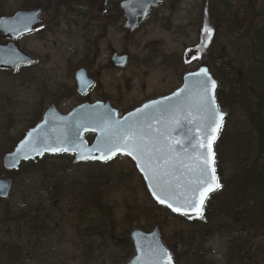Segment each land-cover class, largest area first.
<instances>
[{
  "label": "rangeland",
  "instance_id": "obj_1",
  "mask_svg": "<svg viewBox=\"0 0 264 264\" xmlns=\"http://www.w3.org/2000/svg\"><path fill=\"white\" fill-rule=\"evenodd\" d=\"M43 1L0 0V16L32 6L47 8L40 16V27L15 42L20 51L36 59L33 66L16 72L0 69V179L9 177L2 173L5 171L3 154L51 104L66 114L82 102L107 100L124 115L178 89L182 77L197 70L202 61L213 59L212 53L215 57L225 54L234 60L237 58L235 68L249 69L253 58L239 49L246 47L250 38L248 32H243L262 24L264 28V0H164L133 34L120 26L116 4L121 0L82 1L89 5L87 8L72 0H46V4ZM105 4L112 6V15L105 14L109 11ZM228 8L242 11L244 19L236 23L228 14L223 15ZM217 16L222 17L217 21ZM205 27L211 29L210 36L205 33ZM235 33L243 35L235 37ZM0 42H6L1 34ZM112 52L127 54V66L109 70L106 66ZM95 57L98 58L94 62ZM78 68H85L96 79L95 87L83 98L76 94L73 74ZM234 109H222L229 115L227 134L237 130L242 121L247 126L239 109ZM86 141L91 143V137ZM61 156L43 160L39 164L41 172L10 177L12 191L5 201L0 200V249L12 250L11 258L5 263L126 264V252L118 253L110 240L109 219L98 220L89 208L78 212L68 199L55 201L50 206L45 204L44 210L49 214L47 232L40 233L39 240L30 234L29 227L37 232L41 228V223L35 227L32 222L37 214L38 190L48 186V180L53 181L57 172L69 168L65 156ZM230 167L226 164L222 169L230 171ZM133 168V162L122 156L106 166L109 179L103 185V195L105 204L112 208L114 233L129 239L133 230L152 232L158 224L161 237L175 244V232L185 227L176 217L154 205ZM18 217L15 223L6 220ZM190 242L189 250L198 251L200 244L196 240ZM225 242L224 239L216 248L213 246L212 253L206 251L201 262L226 264V259L217 256L227 248ZM253 243L264 246L259 238H254ZM177 244L173 258L178 256L179 264H187L182 258L186 246Z\"/></svg>",
  "mask_w": 264,
  "mask_h": 264
},
{
  "label": "trees",
  "instance_id": "obj_2",
  "mask_svg": "<svg viewBox=\"0 0 264 264\" xmlns=\"http://www.w3.org/2000/svg\"><path fill=\"white\" fill-rule=\"evenodd\" d=\"M220 17L217 16L215 20L218 21ZM244 17L242 12L235 13L234 21L236 23L240 22L241 18L244 19ZM251 30H253V33ZM245 32H248L250 37L246 42L248 45L239 49H242V53L245 54L246 52L252 56L253 60L252 64L249 65V69L244 71L242 69V72L240 68H235L234 63L237 58L234 60L233 57L225 54L215 57L212 53L211 57L213 56V59L208 58L202 61L211 70L212 75L218 82L216 100L220 107L222 109L232 107L235 108L234 111L239 109L238 112L245 117L247 123L246 126L243 121L240 122L237 130L227 134V126L229 125V115H227L223 123L224 126L216 139L214 144L215 169L216 175L221 181L218 193L208 199L201 218L197 219H185L182 216L172 215L166 208L157 206L161 210L164 209L172 217H176L181 221L182 227H185V230L175 232L174 236L177 240L173 245L170 244L168 239L161 238L173 255L177 252L176 245H179L177 243L185 245L186 253L183 254L182 258L184 261L187 260L189 264H203L201 261H203L204 253L214 251L213 248H216L217 243L224 239L227 241L225 243L228 246L217 256L226 259V264L264 263V246L254 245L255 243H253L254 238H259L264 242L263 24L258 25L256 28L253 26V29L248 27L243 33ZM239 35L242 37L243 34ZM236 52L235 49L234 54ZM241 63L245 64L246 61ZM38 120L28 128L36 125ZM13 147L6 152L11 151ZM63 156H65L64 159L67 160L69 168L60 170L55 177L51 176L53 181L50 178L48 180V182L50 181L49 185L41 187L36 194L39 203L36 205L37 214H35L32 221L35 223L34 226H41L40 230L45 231L44 218H49L47 211L44 210L45 204L50 206L55 201L68 199L78 212H86L89 208L97 214L98 220L105 221V218L109 219L110 240L118 252H126L125 259L128 260L133 253L131 242L129 239L114 233L115 220L113 219L112 208L104 202L106 197L103 195V185L109 179L106 166L110 165L112 161L105 164L86 162L74 165L72 157L65 154ZM48 157L55 159L62 156L60 154L59 156ZM48 157L23 164L15 173L7 171L2 173L13 177L15 174L26 176V174L41 172L42 169L39 168V164ZM226 164L231 166L230 171L222 169ZM85 168L90 169L85 170ZM133 172H136L135 168H133ZM141 184L145 188L142 181ZM253 209L255 210L253 213L257 218H254L251 222V219H248L244 213L250 215L247 211ZM30 215L26 218L27 225L31 221ZM18 219L19 217L13 220L7 218L6 220L15 223ZM156 225L158 228L160 227L158 224ZM29 231L30 234L35 235L36 240L41 235L35 228L29 227ZM190 240H196L200 244L198 251L189 250L191 249L189 245L192 246ZM11 255V248L0 249V264H7L5 262L9 261ZM174 259L175 263L179 264V261H177L178 256Z\"/></svg>",
  "mask_w": 264,
  "mask_h": 264
},
{
  "label": "water",
  "instance_id": "obj_3",
  "mask_svg": "<svg viewBox=\"0 0 264 264\" xmlns=\"http://www.w3.org/2000/svg\"><path fill=\"white\" fill-rule=\"evenodd\" d=\"M162 0H126L120 3V10L123 13L125 18V22L123 24V28L126 30L133 32L137 28V26L144 22L147 18V14L151 8L156 7L161 3ZM40 9L31 8L29 11H20L15 13L12 16H2L0 17V33L4 37L9 38V42L6 44H0V68H6L12 71H16L18 68L22 66L33 65L35 59L29 57L19 50L15 40L20 38L23 35H27L32 32L34 28H36L41 20L39 19ZM29 18H31V22H29ZM116 67L123 68L127 64V57H119L114 55L112 57V61ZM201 69H207L206 66H202L197 71L191 73H197ZM208 75L213 80V77L207 69ZM190 73V74H191ZM190 74H186L182 78V85L177 90L173 91L168 96L158 98V100L148 101L146 104L153 103L155 101H164L168 103L167 98L173 97L174 93L180 91L184 88H189L191 90V99L193 103L196 99V93L198 88V80L201 78L190 77ZM75 82L77 86V94L82 96L86 94L91 87H93L92 80L87 78V74L83 69H79L75 74ZM216 83V80H213ZM211 85L209 84V88ZM216 88L210 92V95L216 96ZM188 95L186 93H182V97ZM176 103L175 100L172 101ZM215 104L218 107L219 111L223 114L225 119L226 114L219 108L218 103L215 99ZM145 104L141 105V107L136 108V110L126 113L124 116L119 117L118 111L112 109L108 103H91V104H81L75 109L71 110L68 114L62 115L58 109L55 108L54 105H51L46 109L41 122L36 124L34 128H31L25 132L24 137L16 143L14 149L5 154L2 160L3 168L7 171H17L20 168V165L35 161L37 159H42L44 156L52 155L56 156L59 153H65L67 155H73V163L81 164L82 162H97L104 164L107 161H110L116 156L123 155L128 157L132 162H134L137 173H140L144 184L146 185V189L148 194L151 196L152 200L161 207H166L165 205L159 204L156 199L153 197L152 192L150 190L149 184L150 181L145 179L144 173L137 166V162L132 159L131 156L124 155L120 152L113 155L110 159L102 160L99 157L102 155L100 151H97V146L101 145L103 139V133L101 132V128L104 127L105 118L111 114L114 120L124 121L125 117L130 118V123L134 120H139L140 123L144 125L146 129L153 132V135L156 134L155 130L162 129V124L157 119L148 120L144 117H138L135 114L138 109H142ZM147 111V110H145ZM182 118L178 124L169 125L170 129V143L171 147L174 149L172 153L173 156L179 159H187V156L191 153L192 148L191 144L195 143V140L191 139L194 136L199 135V130L197 129V124L199 123V119L196 115L195 108L192 109V115L188 116L187 112L181 114ZM186 117V118H184ZM223 119V121H224ZM223 123V122H222ZM151 125V128H148V125ZM223 125V124H222ZM222 127V126H221ZM221 130V128H220ZM219 130V131H220ZM219 133V132H218ZM217 133V135H218ZM94 135L93 142L89 145L85 142V135ZM218 137V136H217ZM216 137V138H217ZM147 139V138H146ZM36 141L37 143L44 141L46 143H56L59 144L61 141L63 142V146L72 148L73 143L79 145V150L83 152L84 155H91L95 157L94 159L81 160L78 158L77 151H69V152H57L52 153L50 151L43 152L42 155H36L35 152L31 150V143ZM216 141V140H215ZM178 142V143H177ZM215 143V142H214ZM214 143L212 145V150L214 152ZM91 150V152H89ZM28 153V158L25 159L23 157V153ZM179 159L177 163H179ZM10 163H14L15 166H9ZM219 182V181H218ZM12 187V180L9 178H4L0 180V199L5 200L10 194V189ZM218 188L214 191L208 193V197L212 194L216 193ZM207 197V198H208ZM207 199L205 200V202ZM204 202V205H205ZM203 205V207H204ZM167 208V207H166ZM171 213L180 215L178 213H174L171 209L167 208ZM183 217H193L197 218L195 214L191 216ZM200 217V216H199ZM130 241L133 242V251L135 255L129 260L126 264H152V262L156 259V251L159 247H163L168 254L171 256L170 251L166 247L163 246L162 240H160V233L158 229H154L151 233H145L143 231L134 230L130 234ZM171 262L174 264L171 256Z\"/></svg>",
  "mask_w": 264,
  "mask_h": 264
},
{
  "label": "snow or ice",
  "instance_id": "obj_4",
  "mask_svg": "<svg viewBox=\"0 0 264 264\" xmlns=\"http://www.w3.org/2000/svg\"><path fill=\"white\" fill-rule=\"evenodd\" d=\"M204 31L208 36L211 35V29L208 27H205ZM190 77L201 78L198 80L194 103L191 99V90L184 88L174 93L173 97L167 98L168 103L155 101L137 110L136 116L148 120L157 119L161 122L163 127L155 130V135L139 120L130 123V118L125 117L124 121H119L114 120L109 114L105 118L104 127L101 128L103 133L101 145H98L96 150L102 153L99 157L102 160L110 159L118 152L131 156L144 173L145 179L150 181V190L159 204L165 205L172 212L180 215L195 214L199 217L202 215L208 193L220 187L216 176L212 145L224 117L215 104L214 96L210 95V92L216 88V83L211 80L207 69L191 73ZM182 93L188 95L182 97ZM173 100L176 103H173ZM193 108L199 119L197 124L199 135L191 138L195 140V143L191 144L192 151L187 159H179L172 155L174 149L171 147L168 126L178 124L184 112L191 116ZM148 128H151L150 124ZM72 143L73 147L69 148L63 146L62 141L59 144L33 141L31 150L36 155H42L46 151L52 153L77 151L78 158L81 160L95 158L90 154L84 155L79 150L80 146L75 142ZM23 157L27 159L28 153L24 152ZM178 159L179 163H177ZM9 166L14 167L15 164L10 163ZM152 264H172L171 256L163 247H159Z\"/></svg>",
  "mask_w": 264,
  "mask_h": 264
},
{
  "label": "flooded vegetation",
  "instance_id": "obj_5",
  "mask_svg": "<svg viewBox=\"0 0 264 264\" xmlns=\"http://www.w3.org/2000/svg\"><path fill=\"white\" fill-rule=\"evenodd\" d=\"M72 1L75 2V3H77L76 0H72ZM121 1H123V0H121ZM121 1H120V2H121ZM120 2H118V3L116 4V5H117V10H118V12H119V16H120V21H121V23H122L120 26H121V28H122L124 31H126L127 33H129V34H133V33L136 32L138 29H140L142 25H144L145 21H146L148 18L144 21L143 24L139 25L137 29L133 30V32H130V31L125 30V29L123 28V24H124V22H125V18H124V16H123V13H122L121 10H120ZM77 4L81 5V6L84 7V8H87V6H89L88 4H87V5H86V4H81V3H77ZM160 5H161V4H160ZM160 5L154 7V9H151L148 15L150 16V14H151L152 12H154V10L158 9V8L160 7ZM38 6L40 7L39 9H40V11H41V14L47 9V8H43V7H41L42 5H38ZM105 6H106V7H109V11H108V12H105V14L107 13V14H109V16L112 15V13H113V11H112V6H109L108 4H105ZM32 7H33V6H32ZM26 9L29 10V9H31V8H26ZM107 10H108V9H107ZM77 12H78V13H81L80 11H77ZM149 16H148V17H149ZM39 27H40V26H39ZM39 27H38V28H39ZM32 32H34V31H32ZM115 54H117V53L112 52L111 57L108 58L109 65L106 66V67H108L109 70H112V69H120V68H117V67L114 65L113 62H111V61H112V57H113ZM123 55H126V56L128 57L127 54H123ZM123 55H119V56H123ZM97 58H98V57H95L94 62H95V60H97ZM83 70L86 72V74L88 75V77L91 78V79L94 81V87H95L96 79H95L91 74H89L88 71H87L85 68H83ZM94 87H93V88H94ZM93 88H92V89H93ZM92 89H91V90H92ZM91 90H90V91H91ZM89 93H90V92H89ZM86 95H88V93H87ZM86 95H84V96H86ZM85 102H86V101H85ZM95 102L108 103V104L111 106V103H110L109 101H107V100L95 101Z\"/></svg>",
  "mask_w": 264,
  "mask_h": 264
},
{
  "label": "bare ground",
  "instance_id": "obj_6",
  "mask_svg": "<svg viewBox=\"0 0 264 264\" xmlns=\"http://www.w3.org/2000/svg\"><path fill=\"white\" fill-rule=\"evenodd\" d=\"M67 1H68V0H67ZM76 1H77V3H81V4H82V1H84V0H76ZM43 3L46 4L47 1L44 0ZM64 3H65V1H61V4H64ZM53 4L56 5V4H57V1H54ZM64 6L67 7L68 5L64 4ZM64 6H63V7H64ZM60 7H62V6H60ZM224 12H225V14L222 13L223 15L228 14V15L230 16L231 20H234L235 13L238 14L239 12H242V11L236 12V11H234V10L232 11V9L228 8V9L225 10ZM223 15H222V16H223ZM222 16H221V17H222ZM244 16H245V15H244ZM238 36H239V34H238V33H235V37H238ZM79 69H83V68H78V70H79ZM78 70H76V71L74 72V74H75ZM74 74H73V75H74ZM74 76H75V75H74ZM87 78H88L89 80H92L91 78L88 77V75H87ZM92 82H93V86H94V81L92 80ZM6 153H7V152H6ZM6 153H4L3 155H5ZM0 180H2V179H0ZM36 200H37V199H36ZM37 201H39V200H37ZM240 204H241V203H240ZM246 210H247V209H246ZM247 212L250 213V215H249V214L247 215L246 213H244V214L248 217V219H251V220H250L251 222L254 220V218H257L256 215L253 213V212H255L254 209L251 210V211L248 210ZM47 216H49V214H47ZM46 219H48V218H46V217L44 218L45 229L47 228V227H46V223H47V222H46ZM42 225H43V223H42ZM45 229H44V230H45ZM39 232L42 233V232H43V229H41ZM45 232H47V229L45 230ZM146 233H148V232H146ZM40 236H41V235H40ZM40 236L38 237L37 240L40 239ZM129 241H130V238H129ZM130 242H131V245H132L133 242H132V241H130ZM132 248H133V245H132ZM118 253H120V252H118ZM172 254H173V253H172ZM133 255H134V252H133ZM133 255H132V256H133ZM132 256H131V257H132ZM129 259H130V258H129Z\"/></svg>",
  "mask_w": 264,
  "mask_h": 264
}]
</instances>
